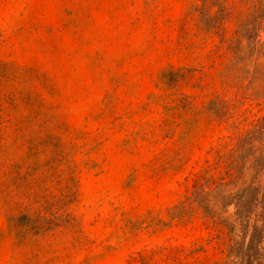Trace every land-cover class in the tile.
Listing matches in <instances>:
<instances>
[{
  "label": "rangeland",
  "instance_id": "1",
  "mask_svg": "<svg viewBox=\"0 0 264 264\" xmlns=\"http://www.w3.org/2000/svg\"><path fill=\"white\" fill-rule=\"evenodd\" d=\"M0 264H264V0H0Z\"/></svg>",
  "mask_w": 264,
  "mask_h": 264
}]
</instances>
